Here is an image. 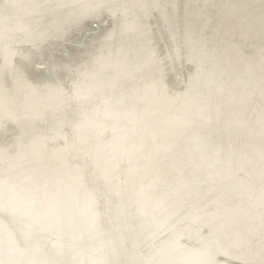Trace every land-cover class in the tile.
<instances>
[{
	"label": "bare ground",
	"instance_id": "6f19581e",
	"mask_svg": "<svg viewBox=\"0 0 264 264\" xmlns=\"http://www.w3.org/2000/svg\"><path fill=\"white\" fill-rule=\"evenodd\" d=\"M0 264H264V0H0Z\"/></svg>",
	"mask_w": 264,
	"mask_h": 264
},
{
	"label": "water",
	"instance_id": "95a60500",
	"mask_svg": "<svg viewBox=\"0 0 264 264\" xmlns=\"http://www.w3.org/2000/svg\"><path fill=\"white\" fill-rule=\"evenodd\" d=\"M68 43V42H67ZM41 72V71H40ZM40 72H34L36 74H40ZM44 76L48 77L46 74H44ZM40 77V76H39Z\"/></svg>",
	"mask_w": 264,
	"mask_h": 264
}]
</instances>
